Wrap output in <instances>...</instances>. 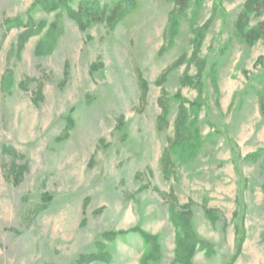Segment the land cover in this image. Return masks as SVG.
Instances as JSON below:
<instances>
[{
    "label": "rangeland",
    "instance_id": "rangeland-1",
    "mask_svg": "<svg viewBox=\"0 0 264 264\" xmlns=\"http://www.w3.org/2000/svg\"><path fill=\"white\" fill-rule=\"evenodd\" d=\"M37 1L0 0V264H142L138 231L161 250L147 264H180L171 203L207 244L193 264H264V39L236 29L248 0H194L175 23L169 0H124L114 28ZM249 19L246 33L263 21ZM181 105L194 154L174 150L166 174Z\"/></svg>",
    "mask_w": 264,
    "mask_h": 264
},
{
    "label": "trees",
    "instance_id": "trees-1",
    "mask_svg": "<svg viewBox=\"0 0 264 264\" xmlns=\"http://www.w3.org/2000/svg\"><path fill=\"white\" fill-rule=\"evenodd\" d=\"M76 0H40L37 1L33 8L36 6H40V9L45 12H56L58 10L65 11L68 16L74 20L77 24L80 25L81 28H87L91 27V25L99 24V23H106L110 27L114 28L119 24V21L122 20L127 13L129 12V9L125 7L124 0L119 1L112 7H108L107 5L101 6L99 0H78V6L75 9H73L70 5ZM173 2L174 4V10L171 13V22H176V16L180 14V12L185 11L190 3L194 0H169ZM33 8L31 9V12L33 11ZM256 15L257 17L263 18V21L259 27L256 29H253L251 31L245 32V28L248 26L250 15ZM175 19V20H174ZM175 21V22H174ZM9 24H13L12 26H20L22 24V21L20 20H14L13 21H7ZM26 25L32 29V34L37 33V30H41L42 27H38L35 29L32 25V21L28 20ZM54 27H56V23L53 24ZM236 29L241 35V37L249 43H255L257 40L264 39V0H248L246 3V6L242 13L237 18L236 23ZM37 31V32H36ZM29 34V35H32ZM56 41V37H54L53 42ZM43 45L41 44L38 48V51L42 52ZM50 44L48 52L53 50V47ZM183 59L177 61L176 65ZM174 67V66H173ZM146 86H143V99H146ZM261 104V112L264 116V98L260 101ZM159 106L162 109V113L160 117L158 118L159 127L160 129L163 128V126L166 125V118L168 117V107L166 106V98L165 96L162 97L159 101ZM180 111L178 114V117L176 119L175 124V134L174 138L170 139L168 142V145L164 151L162 162L165 164V170L166 174L172 173V169L174 168V164L171 162V156L173 154L174 150H178L182 156H187L188 158L191 157L193 153V149L189 146V142L187 141L188 138V131L186 130V115L187 111L186 108L181 105ZM186 157V158H187ZM172 196V195H171ZM170 196V197H171ZM175 202V201H174ZM170 221L173 223L174 227L177 229L176 231V261L180 264H193L192 263V257L195 254L196 246L202 245L201 248H204V246L207 247V244L203 241H201L198 237V235L195 234L193 227H192V220L189 213L185 212H179L177 210V207L173 203L170 204ZM236 216V213L234 214V217ZM140 236H142L143 241L146 245V254L144 255V258L142 260V264H147L149 261H155L158 260L161 256V250L158 246V243L155 238L144 234L141 231H138ZM115 234L109 235L111 240L114 238ZM245 237L239 238V249L237 257L240 255L241 250V243L244 241ZM103 256L94 257L91 260L92 261H98V260H106ZM236 258V257H235ZM108 259V258H107ZM109 260V259H108Z\"/></svg>",
    "mask_w": 264,
    "mask_h": 264
}]
</instances>
